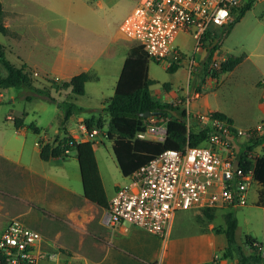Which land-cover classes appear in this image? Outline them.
<instances>
[{
	"label": "rangeland",
	"instance_id": "rangeland-1",
	"mask_svg": "<svg viewBox=\"0 0 264 264\" xmlns=\"http://www.w3.org/2000/svg\"><path fill=\"white\" fill-rule=\"evenodd\" d=\"M92 1H95L94 3L99 8L103 28L100 21L98 23L94 20L96 17L92 19L94 22L93 29L87 28L86 17L82 8L87 6L86 4L90 5ZM242 1L247 3L249 0ZM139 2L140 0H72L71 3L75 7L79 4L81 8L72 12L70 16L66 14V17H62L54 12H49L47 15L45 12L41 16L42 20L46 21L45 24H32L29 21L23 23L21 20L14 22L11 26L15 34L9 31L4 35L0 32V44L4 46L7 59L17 67L25 64L27 72L31 73L36 88L48 91L57 102H73L83 108V111L77 113L70 122L74 130L79 131V124L75 121L79 116L90 118L97 114L95 118L97 122H101V127H99L101 133L98 137L101 144L96 146L95 153L103 183L109 196L114 192L116 185H123L130 180L124 177L116 163L112 142L107 136L109 115L104 112V108L109 99L114 96L123 61L134 42H128L124 39L118 43H110L108 34L125 20ZM57 28L66 32L70 45L78 44L82 50L73 47L65 49L62 43H59L61 33L56 31ZM93 40L96 43L92 45ZM177 44L185 53H191L194 45L193 40L187 34H181L177 39ZM221 44L223 45H221L219 52L221 57L242 56L244 60L233 71L219 75L218 83L214 82L212 88L204 87L210 83V80H207L204 71L199 73L198 78L203 81L201 86L197 88L200 97L192 98L190 104L185 105L191 114V129L199 130L202 128L200 122L195 119L196 115L209 114L212 113L210 111L218 108L231 115L237 124L243 127L259 123L264 119V0H256L252 9L234 25L231 32L223 38ZM86 45L89 49L84 47ZM62 53H65V56H62ZM63 60L72 61L74 66L72 65L69 69L64 67L66 72L58 70ZM86 69L96 78L86 83L84 95H75L72 91L58 90L57 85L47 86L35 78L38 74L61 84L70 80V76L86 71ZM0 73L7 74L1 64ZM149 75L155 81L152 86L154 93L164 90L169 93V97L171 96L172 102L166 101L164 103L174 106V101L187 98L188 71L185 63L175 72H170L164 63L151 61ZM56 76H61L63 80H55ZM166 84L167 86H165ZM195 87L196 81L194 79L190 85L191 93ZM28 96L31 99H28ZM180 107L182 106L180 105ZM60 111L57 103L32 89L12 87L0 90V140L3 144L22 145L25 150V161L38 170H42L43 166L47 165L40 158L38 152L40 147L36 145V142L42 143L46 136L56 137ZM15 117H23L27 126L35 124L41 132L37 134L33 130H27L26 136H12L17 132L13 123ZM161 118L169 120L172 116L168 113ZM257 124L248 129H243L245 134L238 138V142H246L247 137L252 135L247 133V130H253ZM263 151V146H258L249 154L251 158H257L262 155ZM72 155L75 156V152H71L70 156ZM9 173L11 174L8 175H13V180L17 181L18 186L23 190L25 187L23 175H20L18 171H9ZM0 182L12 183L3 176H0ZM65 182L79 192L82 191V182L78 178L71 176ZM258 188H260L259 185L253 187L247 204L256 198ZM0 203L4 207L3 210L0 206V233L2 223L6 219L20 216V219L23 218L30 226L44 234L48 240L46 246L49 251L57 247L63 251L64 256H67L75 264H84L86 260L91 264L103 262L106 249L102 243L105 239L104 232L108 228L102 225V209L96 207L95 204L89 202L87 206H82L69 217L66 215L53 217L49 216L43 208L34 207L32 209L31 204L21 201L8 192L0 191ZM241 207L219 210L215 224H224L225 214L233 212L238 219L240 228L238 243L246 249L245 236L242 234L246 228L243 225L241 214L243 208ZM5 210H9L10 213L7 214ZM29 211L33 218L24 215V212ZM177 216L175 223L177 233L193 230L196 221L192 210L178 211Z\"/></svg>",
	"mask_w": 264,
	"mask_h": 264
},
{
	"label": "built area",
	"instance_id": "built-area-1",
	"mask_svg": "<svg viewBox=\"0 0 264 264\" xmlns=\"http://www.w3.org/2000/svg\"><path fill=\"white\" fill-rule=\"evenodd\" d=\"M243 4L242 0H140L124 20L122 31L131 42L141 46L152 60L164 63L167 69L185 63L188 86L195 79L196 87L193 93L187 91L186 99L173 102L187 113L188 142L180 149L165 150L129 176L130 181L116 190L104 209L101 219L104 226L130 224L164 236L178 211H217L247 205L253 187L259 184L254 177L256 158H251V151L247 154V160L252 163L249 168L241 167L238 157V146L242 144L238 138L245 130L236 128L227 119L214 117L213 112L199 114L195 119L202 129L210 131L204 142L190 145L191 114L185 108L192 98L200 97L197 88L203 81L198 75L204 68L207 80L217 79L213 73L226 60L219 55L222 34L235 20V10ZM181 34L193 40L191 53L183 52L177 44ZM213 46L216 49L209 58ZM167 121L161 116L149 117L138 138L164 141ZM78 124L79 131L76 136L71 135L70 144H101L99 128L89 130L84 121ZM247 131L263 136L264 119ZM53 141L54 138L46 136L38 144ZM42 242L39 230L29 227L19 217L11 219L0 236V264H73L68 259L61 260L64 253L60 249L41 251ZM262 256L261 264H264V252Z\"/></svg>",
	"mask_w": 264,
	"mask_h": 264
},
{
	"label": "crops",
	"instance_id": "crops-1",
	"mask_svg": "<svg viewBox=\"0 0 264 264\" xmlns=\"http://www.w3.org/2000/svg\"><path fill=\"white\" fill-rule=\"evenodd\" d=\"M0 1L2 2L3 10L5 12V19H4L5 25L12 33L14 31L12 30L11 26L14 24V22H19L22 20L23 23L29 21L32 24L35 23L45 24L44 22L46 21H43L41 18V16L45 14V12L47 13V15H49V12H54L56 15L66 17V14L70 16L72 12H75L81 8L79 4L75 7L71 3L72 0H0ZM94 2L95 1H92L90 5L86 4L87 6H83L82 8V11L86 17V25L87 28H89V30L93 29L94 22H92V19L94 17H96V19H94L96 22L99 23L100 21L101 26L103 28V21L100 19L99 16V8ZM123 22L117 25L111 31V33L108 34V37L110 38V43H118L119 41H122L124 39L128 42L130 41L122 31ZM56 31L61 33L59 43H62L65 49L73 47L76 48L77 50H82V47L78 46V44H74V45L69 44L70 40L67 37L66 32L63 31V29L57 28ZM94 43H96L95 40L91 42L92 45ZM133 46H135V44L132 45L131 47ZM84 47L89 49L88 45ZM62 56H65V53H62ZM125 60L123 62H125ZM72 65L74 66L72 61L69 62L67 60H63L58 70H62L66 72V69L64 67H67V69H69ZM83 72H87L90 75L91 77L90 80L96 78V76L92 75L91 72L88 71V69H86V71ZM148 75H149V71H148ZM73 76L74 75L70 76V79ZM149 78L153 80L150 77V75ZM55 80H63V79L61 76H56ZM218 81H219V77L214 82H216L217 84ZM214 82H210L206 84V86L204 87L212 88V86L215 84ZM152 86L150 87L151 91H152ZM62 91H71V88ZM188 91H190L189 86H188ZM152 94L163 103L166 101L172 102L171 96L169 97V93H166L164 90L157 91V93H154L152 91ZM214 111L226 115L228 118L232 120V124L238 129H248L258 123L257 122L255 124H251L243 127L238 125L235 119L228 113L224 112V110L218 108L217 110H212L210 112H214ZM76 114H74L67 122V131L69 134L73 136H76L78 131L74 130L71 127L70 122L72 118L75 117ZM96 115L97 114L93 116ZM93 116H91L90 118H92ZM61 117H62V112L60 111L59 126L56 130V134L59 135L62 134V131L60 130ZM86 119L89 118H84L83 116H79L75 121H77V123H80ZM25 125L27 126L26 123ZM26 134H27V129L22 128V129H17V132H15V134H13L12 136L14 137L20 135L26 136ZM50 138H53V136H50ZM38 143L39 142H36V145H39ZM39 147L40 148L38 152L40 155L41 145H39ZM112 147H113V143H112ZM93 148L94 150H96L95 145H93ZM24 151L25 150L24 147H22V145L16 144L14 146V144L10 145V143L3 144L2 140H0V176H3L4 178H6L7 181L10 180L13 183L12 185V183L6 184L0 182V191L6 193L8 192V194L16 196L21 201H25L31 204L32 209L34 207L43 208V210L47 211L49 216H53V217H62L64 215L69 217L72 215L73 212L78 211L79 208H81L82 206L84 207L88 205L90 201L86 199L84 196V188H82V191L79 192V190L73 188L71 185H68V183L65 182L66 180H69L71 176H74L79 180H81L83 187L80 164L78 159L76 158V155L75 156L69 155L67 157L53 158L50 159L49 161H44V163H46L47 166L45 167L43 166L42 170H38V168L33 167L32 164H28L25 161ZM262 154H264V151ZM9 171L11 172L18 171L20 172V175L21 174L23 175V180L25 184L23 190H21V187L18 186L19 183L13 180L12 177L13 175L12 176L8 175L11 174L9 173ZM127 178L129 179V177ZM127 183L123 185H116L114 192L112 193L111 196H109L105 188L108 199L110 200L114 196L116 190L119 187L124 186ZM257 199H258V191L256 198L250 201V204L241 207L243 208L241 211L243 225L246 228V230L242 234H244L245 238L246 236H252L253 238H255L261 244L262 252H264V207H258L255 205ZM0 206L4 210L3 205L1 204ZM96 207L99 206L96 205ZM5 211L8 214L9 210H5ZM103 211L104 209H102V214ZM187 211H191V210H187ZM192 211L194 212L193 217L196 221V225H194L193 230H189V231L187 230L180 233H177V231H175V223L178 217L177 214L175 215V218L171 226L168 228L164 236L150 234L145 230L130 224H122L114 228L107 227L108 230L104 232L105 239L104 242L102 243L106 249V253L103 256L104 257L103 262L97 264H207V263L237 264L235 258L231 259L224 257V251L227 245V239L224 233L226 228V223L220 225L215 224V220L218 217L217 213L219 210L215 211L214 219L207 218V216L201 211H197V210H192ZM24 213L22 214L33 218V216L30 215V211ZM11 219L12 217L10 219H6L2 223L3 226L1 227L0 236L4 231V229L7 227V225L9 224V222L11 221ZM22 220L29 227L33 228L23 218ZM241 230H242V226H241ZM239 233H240V228L238 222V228L236 231L237 242H238ZM42 235H43V242L40 244V249L41 251L49 252V249L46 246L48 244V240L46 239L43 233ZM245 245H246V249L244 248L243 249L246 252L251 253L249 246L246 243ZM56 249L59 248L55 247L53 248L52 251ZM67 259L71 261L67 256H63V259L61 260L64 262ZM71 262L75 264L73 261ZM84 264H91V263H89L86 260Z\"/></svg>",
	"mask_w": 264,
	"mask_h": 264
},
{
	"label": "trees",
	"instance_id": "trees-1",
	"mask_svg": "<svg viewBox=\"0 0 264 264\" xmlns=\"http://www.w3.org/2000/svg\"><path fill=\"white\" fill-rule=\"evenodd\" d=\"M255 2L256 0H249L235 10V20L223 32L222 41L231 32L234 25L252 9ZM4 19L5 12L0 1V32L6 35L9 33V29L5 25ZM215 49V46L210 48L209 58L212 57ZM243 59L242 56L227 57L222 63L221 69L213 73V76L218 78L223 73L233 71ZM151 61L154 60L148 56L141 46L135 45L131 47L117 82L114 96L109 99L107 106L104 108V112H107L109 115V131L107 136L113 143L116 162L124 177L131 176L136 170L148 164L165 150L180 149L188 142L186 111L180 107H174L172 104L163 103L152 94L150 87L155 82L148 75ZM0 64L7 72L6 75L0 73V90L12 87L32 89L39 94L46 95L52 102L57 103L58 108L62 112L60 119L62 134H57L53 142H48L41 146L40 158L43 161H49L53 158L67 157L71 152H75L80 164L85 198L100 208L106 209L109 199L100 174L93 144L91 142L70 144L73 138L67 131V122L74 114L82 112L83 108L73 102H57L48 91L36 88L33 84L31 73L26 70V65L23 64L21 67L15 66L7 59L2 44H0ZM178 68V66H174L168 70L175 72ZM203 71L207 74L206 68ZM90 78L87 72H82L61 84H58L57 81L52 82L54 85H57L58 90L62 91L71 88V91L75 95H84L86 83ZM27 98L31 99L30 96ZM169 109L175 110L178 116L172 117L167 121V136L164 141L138 138V134L145 130V123L148 121V118L140 116L142 113L150 112L151 116L165 117L169 113ZM212 115L227 119L232 123V120L224 114L213 112ZM13 123L16 129L26 128L27 130H33L37 134L41 132L40 128L35 124L26 126L23 117H15ZM85 123L89 130L101 127V122H97L95 116L86 119ZM209 131V128H201L199 130L190 128L189 144L196 145L204 142L208 137ZM258 146H263L264 149V135L253 134L247 137L246 142L238 146V157L241 167L249 168L251 166L252 163L247 160V154ZM66 151L69 154H66ZM254 177L260 186L255 205L264 207V154L255 159ZM203 213L209 219L215 218V211L204 210ZM224 217L226 223L224 233L227 239L224 257L235 258L237 264H261L263 261L261 244L252 236H246L245 243L249 246L251 253L246 252L236 239L238 228L237 217L233 212L226 213Z\"/></svg>",
	"mask_w": 264,
	"mask_h": 264
},
{
	"label": "water",
	"instance_id": "water-1",
	"mask_svg": "<svg viewBox=\"0 0 264 264\" xmlns=\"http://www.w3.org/2000/svg\"><path fill=\"white\" fill-rule=\"evenodd\" d=\"M35 78H36V80H38L39 82H41V83H43V84H45L47 86H52L53 85V82L51 80H49L48 78H46V77H43V76H40V75L37 74L35 76ZM168 112L171 113L172 115L176 116V117L178 116L177 112L175 110H173V109H169ZM140 116L143 117V118H149V117H151V113L150 112H145V113H142ZM234 165L237 168L238 165H239V161L236 160Z\"/></svg>",
	"mask_w": 264,
	"mask_h": 264
}]
</instances>
